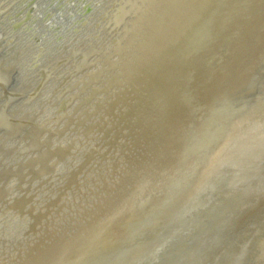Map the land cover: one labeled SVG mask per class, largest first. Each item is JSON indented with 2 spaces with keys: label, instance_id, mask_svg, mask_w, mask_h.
<instances>
[{
  "label": "rangeland",
  "instance_id": "obj_1",
  "mask_svg": "<svg viewBox=\"0 0 264 264\" xmlns=\"http://www.w3.org/2000/svg\"><path fill=\"white\" fill-rule=\"evenodd\" d=\"M43 1L46 5L51 2L49 21L53 23L47 20L39 27L43 8L32 14L39 20L30 25L35 32L22 33L15 51L20 53L17 61L28 63L42 48L34 71L29 72L25 64L22 76L32 75L19 81L23 91L38 88L44 67L50 70L48 79L39 85L37 94L13 104L9 113L7 104L0 107V118L17 125L13 132L4 128L6 133L0 137V264H21L36 244L54 247L58 239L73 242L90 227L91 239L105 232L110 238H124L109 254L110 258L118 256L121 264H129L131 256V264H174L180 255H188L185 264H264V130L257 132L244 152L220 153L212 162H205L206 154L187 157L202 122L214 112L244 106L247 99L252 102L254 98L252 94L249 98L245 83L259 71L264 73V2L251 0L252 5L236 9L227 1L216 15L209 13L211 7L191 10L194 16L185 22L189 31L181 47L194 67L191 86L182 95L185 100L179 94L176 101L170 96L174 83L181 84L180 59L171 71L176 70L174 79L155 88L149 85L130 104L141 85H136L138 66L133 63L143 59L153 45V36L172 23L176 0H156V4L121 0L114 15L124 30L112 45L113 51L98 62L99 56L91 54L101 37L84 40L92 34L95 19L86 20L82 27L78 21L87 15L82 17L73 8L75 17H71L65 6L58 9L64 0ZM192 2L182 0V10H189ZM71 22L77 30L61 41L62 29L74 27ZM203 29L205 34L200 37ZM226 44L227 52L221 58ZM170 48V44L164 45L161 52ZM88 53L91 57L86 62L83 58ZM123 56L129 64L122 62ZM62 58L59 63L57 59ZM0 71L5 72L3 88L12 73L11 65ZM61 72L66 75L63 84L58 78ZM113 85L120 87L111 89ZM211 88L212 94L200 100L199 106V99ZM158 89L168 92L166 100L157 99ZM196 105L200 108L191 114ZM180 133L185 137L177 140ZM174 139L173 156H166L174 161L153 178L152 159ZM202 145H195L193 154ZM183 147L186 155L182 160L174 155ZM201 163L205 174L200 173L193 189L139 238L148 230L149 216L155 210L161 213L189 187L194 179L190 177ZM155 165L156 169L161 166L159 161ZM117 220L133 223L130 228L117 225L108 230Z\"/></svg>",
  "mask_w": 264,
  "mask_h": 264
},
{
  "label": "water",
  "instance_id": "obj_2",
  "mask_svg": "<svg viewBox=\"0 0 264 264\" xmlns=\"http://www.w3.org/2000/svg\"><path fill=\"white\" fill-rule=\"evenodd\" d=\"M39 1L40 0H24V1L22 0H0V61L3 60V63H6V64L8 63L12 66V73L10 75L11 80L9 82V85L11 86L10 87L11 90L10 89L8 90V91H11L12 97H10L11 102L9 106L6 107V109L12 106V103L15 105H18L19 103H16V102L19 101L21 97L24 98V96L26 95L25 92L19 91L20 88L22 87V85H20L21 83L19 84V81L25 77L26 78L28 77L27 79H30L32 75L31 73V74H28L27 76L26 75L22 76L26 72L25 69L27 66L25 67V64H28V66L30 67L29 72L30 70L34 71L36 66L39 65L37 61V57L41 53L40 51L42 50V48L38 49V53L36 54V56H34L33 60L28 63H26L24 59H22L23 61L21 59L20 60L18 59L17 61V58L15 57L17 53L15 50H13V47L16 46L15 42L19 39V37L21 39L22 33L27 34V32H30V35H33L34 33L32 31L33 28L30 27V24H32L36 20V18L32 16V13L38 14V10H39L38 7L41 8L42 4H44V2L41 4L39 3ZM120 2L121 0H64V4H60L57 7L58 9H60L65 6L64 9H66L69 12H71V9L73 8L74 9L76 8L77 10L80 9L79 13L80 15H82V17L84 15H88V17L85 16L86 19L83 18V20L79 21V24L82 27H84L86 20L88 19L90 20L91 18L95 19L92 34L89 32L90 35L87 36L84 40L89 38L92 41L93 39L95 40L101 37L100 41L94 42L95 49L93 50L91 54L95 57L99 56L96 62H98L100 59L102 60L105 55L113 51L112 45L116 43V40L118 39L119 35L124 30L123 23L121 21L118 23L117 19L119 18L117 14L114 15L115 10H117V7L119 6ZM22 3L24 4L21 5ZM17 4L20 6H17ZM49 9H50V3H48L47 5L45 4L43 6V10L45 14L42 17L43 20L41 19L40 21L41 22L40 25L43 22L46 23L47 20H49L50 17L53 15V12ZM252 10L250 11L249 14H251ZM71 16L73 17L72 13H71ZM72 30L74 32L77 29L74 28ZM11 32H12V35L10 34ZM35 40H37V38H35ZM91 41H90V44H91ZM1 42H4V43L2 44ZM227 45L228 44L222 47V49L224 48V52L222 53L221 58L224 55V53L227 52V49H226ZM60 48H64V46L61 45ZM90 57L91 56L88 53L87 56L83 58V60L86 59V62H87L90 59ZM64 59L65 58H62L60 60L57 59V61H59V63H62ZM20 61H22V64H19ZM44 68L45 69H42L40 71L41 78L44 77V79L40 83L42 84V86L48 79L47 75L50 74V70L47 67H44ZM220 70L221 68L218 67L216 81L218 79ZM196 73H197V70L194 71V74ZM63 74L62 72L58 74V78L61 79L60 83L62 82V84H63V81H65L66 79V75L63 76ZM215 82H213L212 88ZM25 84L28 87L30 86L29 82ZM39 85L37 86L38 88H35L31 94L38 93V91L41 89ZM32 88L33 87H31V89ZM57 88L59 89V85ZM212 88L210 91H208L207 94H205V96L203 94V96L199 99V101L207 99V97L212 94ZM245 88L247 89L248 95H250L249 98H251L252 95L254 96V98L251 99L252 102L247 99V101H245L246 104H244V106L231 108L226 111L214 112L208 120L202 122L201 124H206V122H208L209 124L206 127L201 126L200 124L199 135L191 148L195 147V145L199 143L200 144L203 143V145L200 148V151L197 152V154H193V153L190 154L189 153L191 149L190 148L188 150L189 152L187 151L188 152L187 157L191 158V157H196L200 154H207L209 157L207 161L205 162H208L210 160L212 162L213 159L216 158L217 155H219L220 153H229L232 151L244 152V149L246 150V148L250 146L251 141L255 139L254 137L256 136L257 132L260 130H264V73H260L259 71L257 75H255L254 77H252L245 83ZM0 95H1V90H0ZM201 101L199 102V106H200V103H202ZM3 103L5 104L4 97L2 98L0 97V105H2ZM3 105L1 106V108L5 107ZM197 105L195 106L191 114H193L194 111L200 108ZM204 105L206 106L205 103ZM235 121L236 122L238 121V123H234ZM237 124H239L238 127H236ZM5 131L6 130H4V127L0 126V133L2 132L1 136L5 135L6 133ZM208 134L210 135L207 136ZM206 138H208V142H206L205 140ZM202 167H204L202 163L201 165H198L196 167L195 171L190 177L192 178L194 176V179L192 180L191 184L185 191H183L178 197H175L161 211V213L155 210L153 213L155 215L152 214L153 216H149L151 217L152 220L149 222V225H147V227L149 226L148 230L143 235H141L139 238H144L149 233L154 223L162 215H164L165 212L169 210L177 202V200L184 197L191 189H193V187L197 184L200 178ZM219 215H221V213ZM59 245H60L59 248L61 249L62 247L61 243ZM56 250H57L56 252H58L57 257H54L52 255L46 256L48 264H53L50 261V259L53 257L56 259V262H60V260L64 258L63 255L58 251L59 249H56ZM179 257H180L178 258L179 260L175 262L174 264H185L188 260V255H180Z\"/></svg>",
  "mask_w": 264,
  "mask_h": 264
},
{
  "label": "bare ground",
  "instance_id": "obj_3",
  "mask_svg": "<svg viewBox=\"0 0 264 264\" xmlns=\"http://www.w3.org/2000/svg\"><path fill=\"white\" fill-rule=\"evenodd\" d=\"M56 1H58V0H56ZM151 1H152V4H156V2H157L156 0H151ZM178 1L176 0V2H173V5L175 7V11L176 12H174V17H173L174 20H172V23L169 26H164L166 28L165 31H163V32H161V33L156 34V35L153 36L155 40L152 43L153 45L151 46V44H150V48L145 52L144 57H143L144 60L141 58V60H138V61H136V62L133 63V66L134 67L138 66V77L135 79L137 81L136 82V85L137 84H141V85L137 88V90H136L137 91V94L131 100V102H129L130 104L135 103L136 101H138V99L143 94V92L146 89V87H148L149 85H154V88H155V87L159 86V84H162L163 81L172 79L173 76L176 74V70L174 72H171V71L173 70L174 67H176V65H177V63H178V61L180 59H181V62H183V66L181 68L180 67L178 68V71H179L180 77H181L180 78L181 84L175 85V83H174L173 89L171 91V95L170 96H171V98L174 101H176L177 100V95L179 94V95H181V98L185 100V98L182 95L185 94L186 93V90L191 86V85H189L190 82L193 79V75H192L191 69L194 68V67H193V64L190 61H188L187 55H185V53H182L181 52V47H182L183 43L185 42L184 41L185 40V32L187 33V31H189V29L187 27V24H185V22L189 18H190L189 20H191L193 18V16H194L191 13V10H194V8H199V9L206 8V9H209L210 10V7H211V10L209 11V13H213V14L216 15L217 13L219 14V12L221 11L222 7L227 3V1H229L230 4H233L234 8H236V9L237 8H240V7L246 8L247 7L246 4H249V5L250 4L251 5L253 4L251 0H193L192 4L189 5V8H190L189 10H186V9H183L182 10V8L184 7V4L181 3L182 0H178ZM43 2L45 3V1H43V0H40L39 1V3H41V4ZM257 2L258 3H262V2H264V0H255V3H257ZM44 5L45 4H42L41 8L38 7V9H41L42 10V8H43ZM53 5H54V3H53ZM57 5H58V3H57ZM218 5L220 7H218ZM228 6L230 7L231 5L228 4ZM126 7H128V6H126ZM218 8H219V10H218ZM75 11H77V9ZM72 12H70V13H72ZM55 13H57V12H55ZM32 14L35 15L34 13H32ZM39 14H41V13H39ZM63 14H65V13H63ZM54 17H55V14H54ZM73 17H75V15ZM86 17H88V15ZM55 19H57V18H55ZM71 20H74V18L71 19ZM36 21H39V20L36 19ZM39 22H37V23H39ZM50 22H52V21H49V23ZM27 23H29V22H27ZM37 23L35 22V24H37ZM78 23H79V21H78ZM64 24H66V23L64 22L62 25H64ZM72 24H74V23H72ZM75 24H74V27H70V30L69 31L62 29L63 34L60 35V33H59L60 36L58 35L60 37L59 39H61V41L67 35H69L70 33L73 32L72 29H74L76 27ZM49 25H52V24H49ZM40 26L41 25H39V27ZM46 26H44V27H46ZM32 27H34V26H32ZM51 29H53V28H51ZM51 29H49V31ZM219 29L221 31L223 30V28L221 26H220ZM43 30H44V28H43ZM42 31H40V32H42ZM66 31H68V32H66ZM59 32H61V31H59ZM45 33H47V32L45 31ZM204 34H205V31L203 29V30L200 31L199 36L202 37ZM37 35H39V33H37ZM47 37H48V35H47ZM55 40H54V43H56ZM56 41H58V40H56ZM1 43L3 44L4 42H1ZM134 44L135 43L132 44V47L134 46ZM167 44H170L171 45V48L168 51H166L165 53L161 52V47L164 46V45H167ZM15 45L16 46L13 47V50H15V48L18 46V44H15ZM52 45H53V43H52ZM127 49H129V47ZM16 53L17 54L15 55V57L18 58L19 55H20V53L19 54H18V52H16ZM126 53H128L127 56L130 58L131 53H129V51L126 52ZM121 60H122V62L128 63V62L124 61L125 60L124 59V56L121 58ZM9 66H10V64L3 63V60L0 61V67L7 68ZM128 67H129V65H128ZM11 68H12V66H11ZM126 68H127V66H126ZM10 75H11V73L7 77L6 86L3 87V88H0V90H1L0 97L1 98L4 97V101H5V104H7V107L10 104L9 97H12L11 91H8L10 89V87H11L9 85V82L11 80ZM189 76H191V78L189 80H187ZM4 79H5V72L4 71H0V84L3 82ZM177 83H180V81L178 80ZM128 85H129V83H128ZM234 85H235V83H234ZM119 87H120V85H118L117 87H115V85H113L111 87V89L112 88L118 89ZM185 87H186V89L184 90ZM33 90L34 89H30L29 88V89H26L25 91H23L22 90V87H21L19 91L25 92L26 95L24 96V98L21 97L20 100H24V99H27L29 97H32L34 95V94H31L33 92ZM180 90H181V92H180ZM165 96L166 97L168 96V92L167 93L166 92L164 93V90L158 89L157 99H159L161 101V100H163L165 98ZM164 100H166V99H164ZM2 105H0V107ZM12 105H13V103H12ZM10 107L8 109H6V113H9ZM155 123H157V122L155 121ZM208 124L209 123L206 122V124H201V126L206 127ZM0 126H4V128H6L7 130L12 131V132L17 128L16 127L17 125L13 124L12 122H10V120H8L6 118H0ZM155 135H158V134H155ZM1 137H3V136H1ZM184 137H185V133H180V137L177 138V140L180 139V138H184ZM177 140L174 139V141L172 143L165 144V147L162 148L161 151L158 154H156V156L152 159V163L153 164L151 166H154L153 167L154 169L152 170L153 173L152 172L151 173H152V177L153 178L154 177L156 178V176L159 175L158 173L164 167L171 165L170 162H173L174 161V157H173V159L172 158H167V157L173 156L172 153L175 150L174 144H176ZM184 151H185V149L183 147V149L182 148L179 149L178 152L174 156H176L178 154V156L181 157L182 160H183L184 156L186 155V153ZM188 152H187V154H188ZM189 153L190 154L194 153L193 148L190 149V152ZM163 156L166 159L163 160L162 159V158H164ZM207 156L208 155L206 154L205 157L207 158ZM156 159H158V160H156ZM158 161H159V164L161 166H159L156 169L155 166H157V165H155V164H157ZM202 174L203 173H201V176H202ZM201 179H202V177H201ZM137 189H138V187H137ZM217 210H219L221 212L220 209H217ZM211 212H213V209L210 211V213ZM218 212L217 213L215 212V213L218 214ZM206 215L207 214H205V216ZM114 223H116V224H114L111 227H109L108 230L115 229L117 227V225H118V227L120 229H126L127 225H129V228H130V225L133 223V221L127 223V221H124V220H117ZM136 225H137V223H136ZM92 231H93V229L91 227L90 228H87L81 234L82 236L80 238L76 239V240H73V242H68V241L63 240V239H58V240H56V244L57 245L55 244L56 246H54V247H50L49 245H46L45 246L42 243H38L29 252V254L23 259V261H22L21 264H48V261H47V257L46 256L52 255L54 257H57L58 256V252H56L57 251L56 249H59L58 251L63 255L64 258L62 260H60V262H56V259L54 257L51 258L50 261L53 264H121L122 261H121L120 258H118V256H116L115 258L114 257L110 258V255L109 254L113 253V250L122 243V241L124 240V238H119V236H114V238H110V237H107V235H106L107 232H105L103 235H99L97 238H92L91 239L90 236H91V232ZM130 232H131V229H130ZM60 243H61V246H62L61 249L59 248L60 247V245H59ZM136 245H137V243L135 244V246ZM141 245L144 246L143 244H140V247H141ZM140 247H139V249H140ZM134 251H135V249H134ZM107 257H108V260L105 261ZM129 259L127 261H129V264H131L132 261H133L132 260V256Z\"/></svg>",
  "mask_w": 264,
  "mask_h": 264
}]
</instances>
